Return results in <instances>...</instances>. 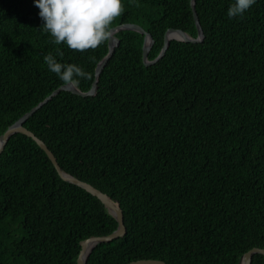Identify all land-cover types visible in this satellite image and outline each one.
Listing matches in <instances>:
<instances>
[{
  "label": "trees",
  "instance_id": "16d2710c",
  "mask_svg": "<svg viewBox=\"0 0 264 264\" xmlns=\"http://www.w3.org/2000/svg\"><path fill=\"white\" fill-rule=\"evenodd\" d=\"M233 2L196 0L204 40H172L152 65L143 34L116 33L95 95L62 91L25 123L64 170L120 202L126 235L98 244L87 264H238L264 248V0L229 19ZM123 5L112 27L149 31V59L169 28L197 36L190 0ZM38 13L34 0H0V135L63 85L45 55L91 72L78 85L87 91L108 53V42L84 53L53 44ZM117 226L33 138H10L0 156V264H77L82 240Z\"/></svg>",
  "mask_w": 264,
  "mask_h": 264
},
{
  "label": "clouds",
  "instance_id": "9594fccd",
  "mask_svg": "<svg viewBox=\"0 0 264 264\" xmlns=\"http://www.w3.org/2000/svg\"><path fill=\"white\" fill-rule=\"evenodd\" d=\"M256 3L257 0H234L227 16L243 17ZM34 4L43 21L40 28L51 37L52 43L81 53L114 39L112 25L124 12L123 0H34ZM58 55L62 58L64 52L58 50ZM44 62L64 86L76 87L82 80L93 78L81 66L62 63L51 53L44 56Z\"/></svg>",
  "mask_w": 264,
  "mask_h": 264
},
{
  "label": "water",
  "instance_id": "95a60500",
  "mask_svg": "<svg viewBox=\"0 0 264 264\" xmlns=\"http://www.w3.org/2000/svg\"><path fill=\"white\" fill-rule=\"evenodd\" d=\"M190 4H191L194 20H195L196 27H197V36L194 37L183 29L169 28L165 32L164 44H163V47L160 53L158 54L156 58L149 59V52L151 48L153 47V44L155 43V39L149 31H147L143 26L137 23H123V24H119V25L112 27L114 39H110V41H108V53L97 64L96 70H95V79L89 90L83 91L79 86L69 87V86H64V84L61 85L60 87L52 91V93L48 95L44 100L39 102L31 110H29L27 113L21 116L18 120L12 123L5 130V132H3L0 135V156L3 153L10 138L13 137L14 135L18 133H22V134H25L33 138L38 143V145L47 153L48 157L50 158L55 168L57 169L59 175L65 181L76 184L86 189L87 191L95 195L96 197H98L102 201V203L106 206V208L109 210V212L115 217L118 223V226L112 233L107 234V235H102V236H91L81 241V250L77 258V264H87L90 254L92 253V251L95 249V247L98 244L104 243V242H110L116 238L123 237L126 235L127 227L125 225L123 209L120 205V202L117 199L113 198L108 193L102 191L101 189L97 188L93 184L87 181H84L74 176L73 174L67 172L66 170H64L61 167L60 163L58 162L56 155L48 147L46 142L42 140L40 137H38L33 131L28 129L25 126V123L35 112L41 109L45 104L51 101L55 96L60 94L62 91L71 92V93L84 96V97L95 95L98 90L100 77L102 76L104 69L108 65V62L111 60V58L115 54L116 47L120 44V40L116 36V33H118L119 31L133 30V31H137L144 35L143 61L147 66L156 63L160 58H162L165 55L166 51L170 47L172 40L192 42V43L202 42L205 38V32L200 22L199 14L196 10V0H190ZM256 254L264 255V248L254 247L250 249L249 251L245 252L240 257L238 264H252L253 256ZM127 264H168V263L160 259H139V260L129 262Z\"/></svg>",
  "mask_w": 264,
  "mask_h": 264
}]
</instances>
